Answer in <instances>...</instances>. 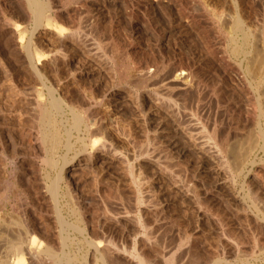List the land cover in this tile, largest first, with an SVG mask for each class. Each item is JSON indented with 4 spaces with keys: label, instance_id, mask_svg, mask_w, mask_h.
I'll list each match as a JSON object with an SVG mask.
<instances>
[{
    "label": "rangeland",
    "instance_id": "374dc122",
    "mask_svg": "<svg viewBox=\"0 0 264 264\" xmlns=\"http://www.w3.org/2000/svg\"><path fill=\"white\" fill-rule=\"evenodd\" d=\"M51 1L55 29L36 28L25 0H0L6 221L18 215L73 264H102L90 240L108 264H264V149L249 140L264 129V88L248 69V51L264 53V0L244 1L240 32L234 0ZM33 40L46 86L23 60ZM54 97L68 107L50 150L40 116ZM70 105L87 118L71 136ZM0 231V261L12 260L23 229Z\"/></svg>",
    "mask_w": 264,
    "mask_h": 264
},
{
    "label": "bare ground",
    "instance_id": "6f19581e",
    "mask_svg": "<svg viewBox=\"0 0 264 264\" xmlns=\"http://www.w3.org/2000/svg\"><path fill=\"white\" fill-rule=\"evenodd\" d=\"M25 1L27 3V10L29 11V15L35 21L36 28H38L39 26H42V25H46V27L53 28V29H55V27H58L55 24L54 16L52 14L53 11H52V1L51 0H25ZM244 1H246V0H234V4L236 7V10H235L236 15H235V19H234V29L237 32H240L241 30L243 31L245 25L249 26L248 23L246 24L245 18L243 17L245 14L242 13V14H244L242 16L240 13V8L242 9L241 5H243ZM248 1H251V0H247V2ZM247 2H245V3H247ZM7 25H8V28H10L9 23H7ZM61 28L62 27H60V29ZM8 30H9V34H10L9 35L10 40H12V42L14 43V46L17 48V42H16V39H14V37L16 36L15 34L18 35L19 30H18V28H14V27L10 28ZM263 36H264V34H263ZM247 37H248V35L246 34L245 35V41H246ZM23 38H24V36L20 40L21 42H23ZM21 42H20V44H21ZM30 43L31 44H29L28 46H25L24 44L22 45V48H24V50L26 51V55L24 56L23 60L25 62H27L32 67L33 72L36 74V76L45 85L46 84V82L44 80L45 74L43 73V69H44L43 65H45V64L42 62L45 54L38 48L35 40H33ZM19 46H21V45H19ZM255 47H256V45H255ZM255 47H253L252 50L248 51V54L253 57V58L251 57L252 59L250 58L251 60H249L248 69H249L251 74H253L256 78L258 77L259 83H257V84H259V86H262V88H264V53L259 54L260 48L256 47V49H255ZM48 90L53 95V91H54L53 88L50 87V88H48ZM257 90H256V92H257ZM261 95H264V94H261ZM259 98L260 97H258V99ZM262 100H264V99H262ZM258 104H259V101L257 102V105ZM259 106L261 107L260 104H259ZM262 106H264V105H262ZM65 107H68V104L65 102V100L62 97H60V98L54 97L53 101H52V111H49V110L47 111L46 109L42 110V113L40 116L41 125H42V135H43V140H44L45 144L50 145L49 146L50 150L51 149H57L59 146H61L63 135H62L61 130L59 128V124H58L56 117L61 112H64ZM70 107H71L72 111L74 112V122L71 124L70 128L69 127L66 128L67 134L69 136L72 135L74 130H79L81 128V126L83 124H85V122L87 121L85 113L82 111L81 108H79V106H73L72 107L70 105ZM263 116H264V114H263ZM87 128H88V123H87ZM224 139H225V136H224ZM226 139H227V137H226ZM226 139L223 141V143L227 141ZM249 140L251 143L250 149L252 151L255 150L257 146H260V144H261V146H260L261 149L262 148L264 149V129L261 128L260 132L257 133L255 137H252ZM101 141H102V139H94L92 141V147L95 149L97 146H99ZM241 141L242 140H240V142ZM243 143L244 142H242L240 144H243ZM104 145H105V143H104ZM223 146L225 147L226 152L227 151L229 152L228 146L227 147L225 145H223ZM244 146H245V144H244ZM250 149H249V151H250ZM228 152H227V154H228ZM236 152L238 154V151H236ZM236 152H234V153H236ZM247 154H250V153H247ZM245 157L246 158L243 161L248 160L249 155L245 156ZM242 158H243V156H242ZM65 161H66L65 164H67L69 162V160H65ZM46 162L51 166H55V165L57 166V164H58L57 160L54 159L53 156L48 157L46 159ZM63 171H64V167L61 169V173L59 174V177L53 182V184L51 186V192H52L53 198L56 201L57 205L60 202L59 198L62 194L60 192L61 191L60 184H61V181L63 180ZM66 194L70 197L69 192H67ZM2 201H3L2 196H0V204L2 203ZM4 208H5V205L3 203L2 205H0V228L6 222H9L15 226H18L20 229L22 228L24 234H22L23 236H21V237L19 236L16 241L10 242L11 248H12V252L10 253L12 255V260L7 259V255H6V259L1 260L0 264H26L25 263L26 261H28V264H43V257L51 258L53 260L52 264H61L63 262L65 264H73L74 256H72L70 254H65V253L63 256L62 255L58 256V253L55 251L56 247L54 248V246H53L54 244L53 243L50 244L46 241H45V243H42L40 241V239L37 238L35 233L31 232V230L29 228L30 226H27L28 222L25 223V221L20 219V217H17L18 215L17 216L13 215V217H10V219L6 221L5 217H7V216H4ZM76 228L81 233H84L85 231L87 232L86 226H82L79 224L78 226H76ZM14 239H16V237ZM66 240H67V238L64 239L63 244H66ZM11 241H12V239H11ZM90 241H91L90 243L94 247L97 254H99V260L102 262V264H108L109 263L108 258L106 257L107 256L106 252H108V251H104L105 254L103 253L104 244L101 245V243H98L95 240H90ZM109 246H111V245L108 244L107 247H109ZM109 248H112V247H109ZM10 254H9V256H10Z\"/></svg>",
    "mask_w": 264,
    "mask_h": 264
}]
</instances>
